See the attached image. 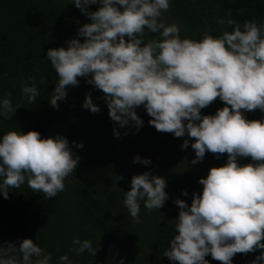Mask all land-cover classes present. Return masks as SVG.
Wrapping results in <instances>:
<instances>
[{
    "label": "clouds",
    "instance_id": "1",
    "mask_svg": "<svg viewBox=\"0 0 264 264\" xmlns=\"http://www.w3.org/2000/svg\"><path fill=\"white\" fill-rule=\"evenodd\" d=\"M169 2L72 0L89 22L77 29L82 42L73 37L66 47L47 49L46 57L58 76L48 102L57 107L66 95L65 86L77 85L83 76L103 92L108 116L116 122L114 135L116 127L142 126L135 108L143 105L148 123L157 131L175 137L187 132L195 138L192 164L206 150L227 153L224 164L210 167L199 178L202 191L192 194L190 205L174 201L179 206L175 234L163 255L178 264H209L207 254L222 264H233L235 253L264 250V117L248 120L243 114L257 108L264 112V23H236L229 18L230 32L205 33L198 40L181 37L177 24L158 19ZM89 4L99 7L89 12ZM149 32L158 36L148 38ZM21 91L30 103L39 95L34 84L23 85ZM216 97L225 106L201 116L200 109ZM82 107L99 111L87 93ZM13 111L10 99L0 98V117L7 119ZM188 145L184 139L181 147ZM238 157H250L255 163L238 164ZM77 161L63 136L41 138L36 130H8L0 134V195L7 198L10 189L26 182L45 198L54 197L64 189V178ZM133 162L148 165L150 159L135 155ZM130 185L122 204L134 222H139L140 200L152 210L167 198L165 178L149 171L134 175ZM72 244L77 254L95 252L88 239L74 237ZM58 259L71 264L66 254ZM0 264H51V253L23 238L18 247L12 242L0 246ZM117 264H124L123 258ZM250 264H264V251Z\"/></svg>",
    "mask_w": 264,
    "mask_h": 264
},
{
    "label": "trees",
    "instance_id": "2",
    "mask_svg": "<svg viewBox=\"0 0 264 264\" xmlns=\"http://www.w3.org/2000/svg\"><path fill=\"white\" fill-rule=\"evenodd\" d=\"M95 11L99 4H89ZM119 7V6H118ZM255 20L264 23V0H170L169 7L158 18L166 25L175 23L180 36L200 39L208 33L218 36L231 31L226 23ZM89 22L72 0H0V98L7 96L14 108L7 119L0 117V134L8 130H36L41 138L60 135L67 139L73 157H78L72 173L64 178V189L45 198L27 183L0 195V246L6 242L19 245L31 238L44 252L51 253V264H62L66 254L71 264H178L163 255L175 234L179 212L175 200L191 204L192 194L199 195V178L210 167L226 162L227 153L205 151L192 164L194 137L187 132L175 137L171 132L157 131L148 123L150 116L143 105L135 111L143 120L137 130L132 124L116 127L108 116L103 92L78 77L75 86L66 85V95L53 107L48 101L58 76L46 57L49 48L65 46L77 36V29ZM148 38L158 34L148 33ZM127 40V37H125ZM89 77L91 73L88 74ZM31 77V79H29ZM34 84L39 95L30 103L22 86ZM99 106L98 112L82 107L85 94ZM225 106L219 97L200 109L201 116L211 115ZM230 107V106H229ZM243 111V110H242ZM248 120L264 117L260 109L244 111ZM198 123V121H196ZM184 139L189 145L182 148ZM82 143V147H76ZM139 155L150 159L148 165L133 162ZM238 164L255 163L250 157H238ZM149 171L166 180L167 198L159 209L148 210L140 200L139 222H134L122 204L134 175ZM187 192L183 195L182 192ZM92 242L94 254L87 250L77 254L73 238ZM262 249L235 253L233 264H250ZM19 259V253L16 254ZM209 264H222L205 256Z\"/></svg>",
    "mask_w": 264,
    "mask_h": 264
}]
</instances>
